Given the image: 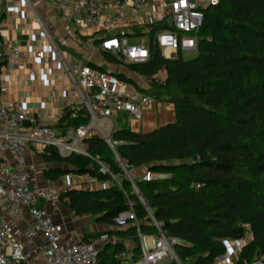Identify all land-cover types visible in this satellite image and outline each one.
I'll return each mask as SVG.
<instances>
[{
  "label": "trees",
  "instance_id": "1",
  "mask_svg": "<svg viewBox=\"0 0 264 264\" xmlns=\"http://www.w3.org/2000/svg\"><path fill=\"white\" fill-rule=\"evenodd\" d=\"M202 12L194 57L185 60L179 53L165 60L150 45L147 63L128 66L144 79L148 95L173 105V122L150 132L113 131L115 152L104 139L88 137L82 143L87 156H61L54 148L41 153L52 164L43 172L51 181L72 173L100 183L111 180L99 172L95 157L121 180L120 187L59 194L73 215L106 228L84 233L83 241L115 227L122 212L134 214L127 228L109 231L115 242L104 245L96 264H119L116 256L125 240L137 247L138 231L155 234L148 212L167 237L178 240L174 253L180 264H213L224 255V240L246 235L251 238L238 251L236 264H264V0H220ZM161 72L163 80L157 78ZM70 111L53 129L87 124V113L72 119ZM120 161L127 172L144 168L164 177L135 179L137 194Z\"/></svg>",
  "mask_w": 264,
  "mask_h": 264
},
{
  "label": "built area",
  "instance_id": "2",
  "mask_svg": "<svg viewBox=\"0 0 264 264\" xmlns=\"http://www.w3.org/2000/svg\"><path fill=\"white\" fill-rule=\"evenodd\" d=\"M6 1L0 0V30ZM46 1L52 9L62 16L69 17L79 28L102 32L98 50L109 54L124 66L147 63L151 46L157 48L160 56L165 60L175 59L182 52H195L198 31L204 20L203 7L199 0H152V10L139 25L150 30L155 20L161 27L154 31L147 41L131 43L128 29L134 26L136 13L148 6V0H125L124 3L117 1L115 4L104 0ZM219 1L206 0V7L216 5ZM127 3L131 5L129 18L124 14ZM20 54L25 56L24 52L16 48L7 51L0 35V79L3 75L4 61L12 64ZM36 57L42 59L43 52H37ZM58 61L80 97V104L70 111V118L77 119L80 111H84L89 116V120L86 125L76 128H67L65 131L54 130L40 124L36 114L31 110L0 100L1 206L4 213L11 214L14 219H22L26 214L30 219L28 236L24 242H20L14 237V231L0 208V264H96L98 252L104 245L107 242H115L109 231L121 228L123 225L128 227L127 221L134 218L131 211H125L118 216L115 220L116 226L111 227L109 231L94 236L88 241L81 239L63 241L59 228L54 224L45 205H55L59 194L78 188L76 181L86 179L87 176L64 175L62 185L57 188L52 185L32 186L31 184L26 163V150L29 146L38 151L54 148L61 156L72 153L87 156L82 148L83 141L88 137H99L104 139L114 151L116 142L112 140L111 135L116 128L111 117L112 111L125 112L133 120H141L143 108L154 99L145 92L148 87L143 83L132 84L105 70H96L81 61L72 60L66 63L61 58ZM103 123H107V126L104 127ZM93 160L98 163L102 175L108 174L112 180L118 182V177L111 175L97 157ZM120 166L138 194L122 161ZM141 177L142 180L149 181L156 176L146 171ZM41 202L45 205H41ZM148 216L156 228V233L143 235L138 231L137 247L134 242L125 240L123 251L116 256L119 264H167L172 260L180 264L174 253V246L178 240L167 237L161 225L153 220L150 212ZM134 225L138 228L136 222ZM146 237L153 240L151 249L146 246ZM246 242L245 238L236 242L224 241L226 254L229 251H239ZM218 262L215 260L213 264H219ZM220 264L235 263L227 254ZM253 264L262 263L255 261Z\"/></svg>",
  "mask_w": 264,
  "mask_h": 264
},
{
  "label": "crops",
  "instance_id": "3",
  "mask_svg": "<svg viewBox=\"0 0 264 264\" xmlns=\"http://www.w3.org/2000/svg\"><path fill=\"white\" fill-rule=\"evenodd\" d=\"M104 1L110 4H115L117 1L125 2V0ZM151 10L152 5L149 6L148 2V6L136 13L134 26L127 32L130 35L131 43L147 41L152 35L150 32H154L153 27L160 25L153 20L152 26L149 28L152 31L139 25ZM130 12L131 5L127 3L124 7V14L127 18L130 17ZM2 18L0 35L4 47L7 51L16 48L24 52L25 56L20 54L14 63L10 64L4 61L2 64L0 100L19 108L31 110L36 114L40 124L53 129L66 112L77 108L80 104V97L58 64L59 58L66 63L72 60L81 61L96 70H105L115 76L121 74L132 84L142 83L135 72L132 73L128 70V66L122 65L118 61L108 62L104 52L98 50L102 32L79 28L69 17L62 16L58 11L52 9L46 0H7ZM39 51L43 52L42 59L36 57V53ZM143 111L141 120L129 118L127 127L119 129L150 132L159 126L168 124V120L173 122L175 119L173 105L169 102L152 99L150 105ZM82 148L85 150L83 145ZM42 152L32 146L26 150V163L30 172L31 184L32 186L52 185L57 188L62 185L63 176L57 178L56 181L44 177V170L52 167V164L44 161ZM72 174L74 175V173ZM138 174L137 171L133 175L137 176ZM86 185L74 189L93 190L99 188ZM41 205H45L44 202H41ZM45 207L53 218L54 224L59 228L63 241L82 240L84 233L106 230L104 226L91 224V218L70 217L69 213L73 215L72 212L68 211V213L59 204H46ZM0 208L4 213L1 202ZM4 216L14 231V237L18 241L24 242L29 231V216L26 214L22 219H14L11 214L6 213ZM88 226L89 230L86 228ZM237 253L238 251L227 253L235 264ZM225 257L226 255L219 258L218 263L220 264V261H223Z\"/></svg>",
  "mask_w": 264,
  "mask_h": 264
},
{
  "label": "rangeland",
  "instance_id": "4",
  "mask_svg": "<svg viewBox=\"0 0 264 264\" xmlns=\"http://www.w3.org/2000/svg\"><path fill=\"white\" fill-rule=\"evenodd\" d=\"M148 2H149V6H151L153 4L152 0H149ZM199 3L201 5V7H203V8L206 7V0H199ZM135 43H138V42H135ZM194 55H195V52H182L180 56H181L182 59H185L186 60V59H190V58L194 57ZM122 69H124V68H122ZM130 72H132V71H130ZM132 73H134V72H132ZM163 77H164V74L162 72L157 74V78H159L160 80H163L164 79ZM139 79H140V81H142V83H145L144 82V79H141V78H139ZM151 95L154 96L153 93H151ZM154 100H156V99H154ZM152 102L155 103V101H152ZM149 105H150V103H148L143 108V110H145ZM111 117L114 120V122L116 123V128H118V129L119 128H126L127 125H128L129 118L132 119V117L128 113L120 112V111L119 112L112 111ZM168 122H170V121L168 120ZM103 125L105 127V126H107V123H103ZM137 171H138L139 174L137 176H134L133 175L134 172H137ZM145 172L146 171H145L144 168H137L136 170H133L132 172H128V175L132 178V180L134 182L135 179L141 177V175H143ZM158 175L159 174H154V176H156V177ZM126 177L128 178V176H126ZM128 180H129V178H128ZM76 183H77V186H79V187H81L83 185H86V184H87L86 186H88V187L89 186L90 187L91 186H93V187L94 186L101 187L102 185L106 186V185H111V184H114V185L120 187L121 180L118 178V182H117V181H114V180L111 179L109 181H105L104 184H101L100 182H97L96 180H94L92 177H89V178L87 177L86 179L85 178L84 179H79L78 181H76ZM134 186H135V183H134ZM135 189H136V187H135ZM133 191H134V188H133ZM59 197H60V195H59ZM56 204H59L63 209H65V211H67V212L69 211V210L66 209L65 205L63 204V202L60 201L59 198H58ZM69 215H70V217H73V218L75 217V215H71L70 213H69ZM90 223L94 225V222H93L92 218L90 219ZM86 228H87V230H89V226L86 227ZM123 228H127V227H124V225H123V227H121V229H123ZM250 238H251L250 235H246V238L245 239L247 240V239H250ZM145 240H146V246H147V248L148 249H151L153 247V240H152V238L146 237ZM224 241H226V240H224ZM229 241H231V240H229ZM225 255H227V254L224 252V255L223 256H225ZM223 256H221V257H223ZM218 259L219 258H217L215 260H218ZM124 264H126V263H124Z\"/></svg>",
  "mask_w": 264,
  "mask_h": 264
},
{
  "label": "water",
  "instance_id": "5",
  "mask_svg": "<svg viewBox=\"0 0 264 264\" xmlns=\"http://www.w3.org/2000/svg\"><path fill=\"white\" fill-rule=\"evenodd\" d=\"M24 125H27V123H24ZM194 159H196L195 157H193Z\"/></svg>",
  "mask_w": 264,
  "mask_h": 264
}]
</instances>
